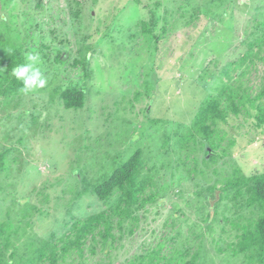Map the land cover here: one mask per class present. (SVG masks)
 I'll return each mask as SVG.
<instances>
[{
	"label": "rangeland",
	"instance_id": "obj_1",
	"mask_svg": "<svg viewBox=\"0 0 264 264\" xmlns=\"http://www.w3.org/2000/svg\"><path fill=\"white\" fill-rule=\"evenodd\" d=\"M153 15L157 20L150 33L146 27ZM252 42L263 57L250 64L241 80L255 97L264 85V0H0V51L2 45L18 46L24 54H39L38 67L47 78L46 88L27 94L3 97L0 92V153L19 151L23 164L7 154L2 168L5 181L2 175L0 180L4 186L0 220L20 209L16 199L22 198L41 209L31 220L33 230L45 238L73 216L83 218L109 208L119 191L101 199L92 185L141 146L145 168H158L167 185L163 202L140 209L139 221L123 238L116 229L119 238L113 252L102 253L97 246L85 260L74 254L59 264H177L194 253L204 264H263L254 250L247 251L251 258L236 252L242 224L252 226L262 210L239 204L233 209L236 202L230 197L218 199L219 191L204 190L211 184L212 170L191 180L184 171L165 167L179 156L163 148V136L170 135L173 148L175 136L185 130L181 122L185 115L171 110L165 114L169 121L149 122L163 114L162 107L169 109L175 98L186 104L193 96L186 94V88L195 93L206 86L212 97L229 103L226 91L217 86L226 77L221 71ZM44 44L51 46V52L63 47L60 57L65 59L48 62V54L42 58ZM75 55L89 62L90 77L80 74V65H72ZM7 57L0 54V86L5 85L1 61ZM212 72H221L220 81L211 78ZM72 83L86 85L81 108H65L56 89ZM146 93L155 94L154 103ZM200 93L195 95L207 98ZM247 125L224 123L238 148L249 146L244 155L234 156L250 172L264 168V128L250 140ZM195 155L204 154L198 150ZM181 157L185 159L184 154ZM84 186L89 187L85 192ZM41 191L49 193L42 205Z\"/></svg>",
	"mask_w": 264,
	"mask_h": 264
},
{
	"label": "trees",
	"instance_id": "obj_2",
	"mask_svg": "<svg viewBox=\"0 0 264 264\" xmlns=\"http://www.w3.org/2000/svg\"><path fill=\"white\" fill-rule=\"evenodd\" d=\"M153 16L146 27L150 33L153 31L151 25H155L157 20L155 15ZM203 16L210 18L204 11ZM15 36L19 39L20 35L15 33ZM43 47L45 50H40V54L42 58L48 54V62H50V58L54 57L58 61L65 59V57H60L62 51L59 50H62L63 47H57L53 52L50 51V45L44 44ZM260 50L261 48L252 42L248 49L243 51L237 59L229 60L230 67L222 69L221 72L225 71L226 77L222 79L221 85L218 84L217 86L226 91L230 99L229 103L224 104L215 96L212 97L207 92L206 86L202 87L201 85L203 90L202 88L201 90L198 89L201 95L207 97L204 100L197 96L198 90L193 93L194 90L190 92L186 88V94L193 95L187 99L186 104H178L179 99L175 98V102L171 103L172 106L169 109L162 107L163 114L155 116V119L153 118L149 122L151 125H157L160 122H165V120L169 121L165 118V114L171 110L174 115H185L181 120L183 125L185 124V130L175 136L173 148L169 146L170 135L164 134L163 136V148L176 152L179 156L177 160H171V158L170 161L166 162L165 167H171L183 174L185 172L184 175L190 177L191 180L205 177L208 169L209 171L212 170L214 174L209 177L211 184L204 190L210 191V193L219 191L220 196L218 199H229L230 197L236 202L234 205L232 204L233 209L237 210L236 204H239L243 205L245 209L254 207L257 211L262 210L263 213L259 215L258 220L250 226L252 228L249 227V224H242L243 233L241 234V240L236 243L238 248L236 252L241 251L246 257L251 258V254H247V251L254 250L264 264V168L259 169L256 167L250 172H245L237 164L234 155H244L246 152L244 149H249L247 148L249 146L238 148L236 145L237 140L229 134L226 126H224V123L227 121L232 122V120L239 126L247 125L248 119L252 117L253 120L251 119L247 125L248 138L252 140L257 135H261V130L264 128V85L256 91L255 97H253L252 93L255 91L250 90V86L246 84V81L241 80L242 76L246 77L248 75L250 64L256 58L263 57ZM55 51L56 54H54ZM3 52L8 54V57L7 59L3 58L1 61V64L5 65V70L1 74L2 82L5 85L0 86V92H2L3 97L12 94L20 95L22 94L20 88L23 86V82L12 75V68L26 63L25 54L18 46L6 48L2 45L0 54ZM163 55L164 51L162 50V57ZM72 60L74 67L80 65V74L83 77L92 75V68L87 60L78 55H75ZM60 63L63 64V62ZM233 68L238 69L237 73L234 72ZM220 73L215 74L212 72L210 76L220 81L217 77ZM146 74L149 75V73ZM199 75L202 74L199 73ZM56 89L59 91L65 108L77 109L85 105L86 85L72 83L64 87L57 86ZM139 94L144 93L140 91ZM146 95L150 100H154L155 94L146 93ZM147 108L149 107L146 106L145 109ZM240 115L245 118L240 117ZM187 116L188 118L185 120ZM191 117L192 121H189L188 119ZM140 148L141 146L112 173L104 176L102 182L92 185L93 191L101 199H107L115 191H119V198L115 200L114 204L83 218L72 215L73 219L65 220L62 225L59 224V229L53 230L48 237H40L37 234L38 232L33 230L32 214L35 211L41 213V209H38L35 204L32 205L23 201L22 198L16 199L21 204L20 209L16 210L13 215L9 216L8 214L6 220H0V264H59V262H65L71 256L74 257V254L85 260L97 252V246L100 247L98 251L102 253L113 252L114 243L119 238V236H116L115 230L118 229L120 238H123V234L126 231L132 232V226L139 221L138 212L140 209H144L148 203H162L164 199L163 190H166L167 185L162 180V174H160L158 168L153 171L151 168H145V161L141 158L142 150ZM198 150L203 152L202 158L195 155ZM15 152L17 154L14 151H1L0 180L2 175V179L5 181V170L2 168L7 154H13L18 163L21 166L23 165L19 159V151ZM182 154H184L185 159H182ZM262 156L264 157V153ZM188 159H190V164L187 162ZM170 162L176 165L172 166ZM144 168L145 171L143 172ZM219 184L220 186H218ZM3 189L4 186L0 185V191ZM83 189H85L83 190L85 192L89 187L84 186ZM204 190L201 191L202 195ZM40 193H43V196H41L42 202L40 203L42 205L48 200L49 193L45 194L43 191ZM245 196L246 199L243 198ZM47 216H43V218ZM70 220L73 221L68 224ZM126 223L130 225L128 228L125 227ZM87 242H90L88 246L86 245ZM86 250L92 254L87 255ZM198 255L199 253H194L190 258L183 259L177 264H204L203 261L198 260ZM72 264H82V262L77 261V263Z\"/></svg>",
	"mask_w": 264,
	"mask_h": 264
},
{
	"label": "clouds",
	"instance_id": "obj_3",
	"mask_svg": "<svg viewBox=\"0 0 264 264\" xmlns=\"http://www.w3.org/2000/svg\"><path fill=\"white\" fill-rule=\"evenodd\" d=\"M25 60V64L17 65L12 68V75L18 80H22L23 86L20 88V91L27 94L37 88H44L47 83V78L38 67L41 60L39 54L27 52L25 53Z\"/></svg>",
	"mask_w": 264,
	"mask_h": 264
}]
</instances>
